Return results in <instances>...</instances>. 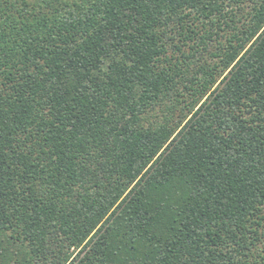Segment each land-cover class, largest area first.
<instances>
[{
  "label": "trees",
  "instance_id": "1",
  "mask_svg": "<svg viewBox=\"0 0 264 264\" xmlns=\"http://www.w3.org/2000/svg\"><path fill=\"white\" fill-rule=\"evenodd\" d=\"M255 3L254 12L237 10L202 38L195 58L181 57L174 67L153 64L164 57L151 20L143 35L133 27L137 14H148L143 3L127 19L121 3L93 8L91 18L107 23L96 25L92 39L74 5L51 18L33 19L34 7L21 8L20 0L3 10L7 55L16 60L19 52L26 71L13 92L5 89L16 115L9 114L0 142L9 155L14 138L38 131L55 167L41 168L25 149L12 156L4 191L23 207L0 213V264H126L129 256L139 264H209V257L210 264H250L242 259L249 243L243 225L259 224L257 233L264 227V126L257 119L241 133L225 105L235 107L241 87L255 91L264 82V3ZM109 25L114 36L130 33L126 48L104 44ZM102 44L109 55L117 52L118 75L94 79L89 91ZM30 97L41 102L42 118ZM202 101L221 113L219 121ZM229 124L233 133L222 135ZM16 168L22 180L47 177L54 191L44 199L39 191L30 196L27 184L21 191ZM225 218L240 223V261L220 250Z\"/></svg>",
  "mask_w": 264,
  "mask_h": 264
},
{
  "label": "snow or ice",
  "instance_id": "2",
  "mask_svg": "<svg viewBox=\"0 0 264 264\" xmlns=\"http://www.w3.org/2000/svg\"><path fill=\"white\" fill-rule=\"evenodd\" d=\"M114 2L124 4L122 11L124 19H127L129 13L133 12L139 3H143L145 8L149 9L147 15H136L133 27L138 28L140 34L143 35L144 25L151 20L152 26L158 30L155 35L164 58L161 61H153V64L157 67L161 62H166L169 67H174L181 57L185 59L190 56L195 58L197 56L198 46L202 43V38L204 36L210 35L211 31L225 24L226 20L236 15L237 10H241L240 14L244 15L246 12H254L256 7L255 0H136V3L133 4L126 3V0H20V7H34L33 19H35L44 15L51 18V14L57 9L74 5L81 9L83 13L79 17V24L87 33V38L92 39V33L97 31L96 25L101 22L107 23L103 21L102 17H98L95 20L91 18L93 8L102 6L105 3ZM14 3L15 0H0V6H3L0 8V14L3 13L4 9L14 6ZM261 3H264V0H261ZM157 14L159 15L157 16ZM153 17L157 18L153 19ZM108 27L109 32L107 37L104 38V44H108L109 48L115 49L117 43L122 41L120 49L126 48L128 46V36L130 33L123 32L120 36H114L110 30V25ZM103 31L104 29H101L99 34H102ZM4 41L3 22L0 21V136H2V129L7 123L9 114L11 116L16 115L14 102L5 94V89H7L8 92H13L15 85L20 82L26 71L21 70L23 66L19 59V52L14 53L17 56L16 60H12L11 57L7 55L8 50ZM13 43H15L14 40ZM100 48L103 52V56L95 64V77H89L87 85L89 91H94L92 89L94 79L103 81L105 79H111L113 75H118V73L114 72L118 55L117 52L113 51L112 54L109 55V48H105L103 44L100 45ZM135 64L136 61L132 60L131 64L126 65V69L129 73L133 71V66ZM194 68L195 65H192L189 71H193ZM12 73H15V76H13ZM27 75L31 77L32 73L27 72ZM261 84L262 88L255 91H253L250 86L241 87L235 94V107H233L231 102L225 105L226 109L234 114V122L237 125L244 126L241 129V133L243 131H251V122L257 119L260 125L264 126V82H261ZM30 98L37 105V115L42 118L44 114L39 112V108L42 106L41 102L36 101L34 97ZM201 103L203 104L202 110L208 112L209 119L219 121L221 113L218 110L213 112L209 109L208 104L211 102L209 101L206 104L202 101ZM117 107L119 106L117 105ZM113 116H115L114 112ZM14 122L13 120V123ZM232 133L233 125L229 124L222 135L228 136ZM241 133H236L237 138H239ZM4 143L6 142H0V213L11 211L15 209V206L18 204L23 207L21 201L12 200L4 191L7 186L6 178L12 174L11 166L16 164V161L12 159L13 155L25 149L26 154L32 156L33 159L40 164L41 168H43L44 164L53 165V159H55V157L52 156L53 149L48 145L46 138H44L42 142V134H39L38 131L22 133L19 143H15L14 138V146L8 148L9 155L4 154ZM225 147H227L226 141ZM41 160L43 163H41ZM53 167H55V165H53ZM15 171L19 173L15 180L16 186L21 191H24V186L27 184V189L30 190V196L31 193L39 191L40 198L44 199L47 192L54 191L47 183V177L34 178L32 181H26L22 180V177L25 175L24 172H21L19 168H16ZM45 171H47V169H45ZM33 183L35 187H33ZM57 195L59 194L57 193ZM262 218H264V213H262ZM223 225L227 238H219L220 250L235 256L237 261H240V241L236 238L237 235L241 234L240 223L239 221H233L229 225V221L225 218L223 220ZM257 226H259V224L252 228H249L247 224L243 225V228L248 232L249 243L244 250L242 259L250 261V264H255L256 260L264 264V227H261L260 232L257 233L255 231ZM141 243L142 242L138 241V244ZM131 252L137 253L136 244L131 245ZM210 261L211 257H209V264ZM126 264H139L137 256H129Z\"/></svg>",
  "mask_w": 264,
  "mask_h": 264
}]
</instances>
